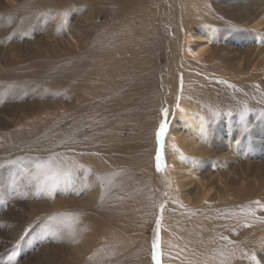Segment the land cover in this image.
Wrapping results in <instances>:
<instances>
[{
  "label": "bare ground",
  "instance_id": "6f19581e",
  "mask_svg": "<svg viewBox=\"0 0 264 264\" xmlns=\"http://www.w3.org/2000/svg\"><path fill=\"white\" fill-rule=\"evenodd\" d=\"M215 1L24 0L11 9L6 19L17 17L20 33L46 34L0 71L9 114L0 155L31 147L33 157L56 152L91 170L74 178L88 212L71 222L73 253L86 257L67 264H153L147 228L157 218L161 264H245L240 249L264 228L254 210L264 204V165L239 163L242 145L229 146L232 134L264 133V56L251 54L245 35L234 39L242 30ZM202 33L213 45L195 51ZM13 93L16 105L6 106ZM164 107L161 179L152 163ZM97 177L112 183L102 188Z\"/></svg>",
  "mask_w": 264,
  "mask_h": 264
},
{
  "label": "rangeland",
  "instance_id": "374dc122",
  "mask_svg": "<svg viewBox=\"0 0 264 264\" xmlns=\"http://www.w3.org/2000/svg\"><path fill=\"white\" fill-rule=\"evenodd\" d=\"M0 1V71H6L12 67L13 59L19 56L18 53L30 45L32 41L35 44L37 41L34 40L42 36V33H46L44 28L39 33L36 28L34 33H20L19 19L17 17L6 18L11 13V9L24 0ZM215 5L228 10L232 16L233 25L242 30L237 33L233 31L235 33L234 39L238 40L241 35H245L247 37L245 44L253 48L251 54L257 58H262L264 56V0H216ZM100 11L97 10L94 14L93 19L97 20L95 22L102 20L103 15ZM71 17V15L68 17V22H71ZM224 19V17L221 19L222 22ZM49 22L40 20L38 24L45 27V25H49ZM230 34L229 37H231ZM202 35L204 37L201 39L200 45L194 46L193 44L195 51H198V48L201 51L213 45V39L209 41L205 37V33ZM16 96L18 94L13 93L6 98V106L16 105ZM199 114V112L194 114L198 121L200 119ZM8 115L7 110L0 106V117L5 118ZM249 129H253V126H250ZM261 129L263 130L264 126ZM92 130L90 126L85 129L88 133H91ZM246 134L245 130L240 136L232 134L229 147L232 150L233 144H241L243 150L239 163H249L253 170L256 164L264 165V137H262L264 133L256 139L245 138ZM157 147L156 140L152 171L161 179H166V167L160 171L157 170L155 159ZM32 151L33 148L26 147L20 150V153L13 152L0 155V264H67L74 255H77L79 260H83L86 255L73 253L76 243L71 236L73 231L71 222L75 217L87 215L88 209L84 203L86 201L85 187L73 182L60 186L67 192L60 190L59 187L49 191L37 187L35 182L29 183L28 178L22 172L21 161L33 158ZM48 155L45 154L42 158ZM234 155L237 159L238 153ZM13 160L17 163H8V161ZM217 164L219 165H215V168L217 166L223 168L220 161ZM220 168L215 174L223 178L224 175ZM263 174L262 172L258 175ZM163 182L164 180H161V183ZM67 208L75 209L76 215L63 217L61 211L65 212ZM258 209L261 210V218L264 219V204H256L254 210L257 213H259ZM49 217L54 218L48 219ZM157 219L151 222L147 228L150 235H152V231L154 232V240L157 235ZM70 223L71 229L68 226ZM79 239H83V236H79ZM252 241L247 248L240 249L241 255L239 256L244 255L247 258L245 264H255L249 258L254 252L260 264H264V228L253 234Z\"/></svg>",
  "mask_w": 264,
  "mask_h": 264
},
{
  "label": "snow or ice",
  "instance_id": "6c2138e0",
  "mask_svg": "<svg viewBox=\"0 0 264 264\" xmlns=\"http://www.w3.org/2000/svg\"><path fill=\"white\" fill-rule=\"evenodd\" d=\"M223 83V81H222ZM177 108L180 107L179 103L176 105ZM183 111V109H180ZM249 109L245 105L243 111L240 113L239 119L241 121L245 120V116L248 113ZM219 113H214L218 115ZM231 115V113H229ZM161 120L159 121L158 128L156 130V140H157V150H156V166L157 170H162L163 167H166V161L164 158V140L166 134L169 130V109L164 107L161 109ZM204 131L203 127L201 129ZM183 158V157H182ZM8 163L16 164L17 161H8ZM21 168L23 174L28 178L29 183L35 182L36 186L42 189H47L51 191L62 185L71 184L74 182L76 174L84 170L90 172V169H85L84 165L79 164L75 161L69 162L66 158H62L59 153L52 152L47 157L36 156L30 158L27 161H21ZM86 179V178H85ZM101 182V187H106L107 184L112 183V180L105 181L103 178L97 177ZM161 211H163V205L160 206ZM54 217H49L48 219H53ZM160 219L156 221L157 224V235L153 243V253L152 258L155 261V264H161L160 257L162 255L160 248V237H159V225ZM222 239H227L222 237ZM234 243V242H231ZM221 256H224V252L220 253ZM255 264H260V261L257 259L255 253H251L249 257ZM222 264L224 262L222 261Z\"/></svg>",
  "mask_w": 264,
  "mask_h": 264
}]
</instances>
